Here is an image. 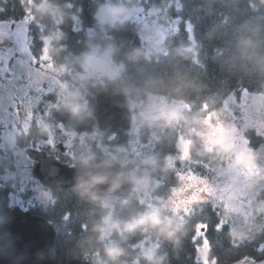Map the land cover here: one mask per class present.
<instances>
[{
  "label": "trees",
  "instance_id": "16d2710c",
  "mask_svg": "<svg viewBox=\"0 0 264 264\" xmlns=\"http://www.w3.org/2000/svg\"><path fill=\"white\" fill-rule=\"evenodd\" d=\"M106 2L0 0V9L7 10L8 15L27 19L35 37L34 52L38 60L47 52L48 62L59 81L67 85V91H81L88 101L85 106L72 99L58 103L43 121L38 120L40 113L37 112L31 122L19 127L14 142L20 149L46 150L79 172L99 158L119 164L132 162L136 165L134 175L151 178V183L144 188H153L152 196L167 197L178 184L175 180L178 173L195 171L198 176H206V168L219 160L220 150L206 152L194 137L189 161L171 166L166 159L179 152L177 144L184 121L166 126L163 120H141L136 113L134 126H138L139 138L136 153L129 147L133 140L131 131L128 134L116 128L100 130L93 114L96 97L81 87L87 54L93 47H99L100 51L112 50L114 63L122 65V69L115 79H107L105 83L122 88L127 101L138 104L149 96L161 97L187 105L183 114L201 119L222 111L231 98L239 106L242 96L237 100V94L241 89L264 96V0H182V3L181 0H111L113 4L123 2L129 7L158 10L169 19L182 16L192 21L193 37L190 34L177 37L173 33L164 41L162 50L150 57L138 32L139 26L133 20L114 25L99 23L96 12ZM47 126L56 128V134L62 131L76 134L66 153L42 146L48 138ZM3 131L0 125V176L15 169V158L2 143ZM154 132L155 139L151 140ZM253 141L260 143L255 137ZM37 184L42 186L36 179L31 183L16 177L0 179V225L12 210L13 200L22 209L45 218L56 230L49 251L56 264H67L73 259L102 264L107 260L104 247L108 241L101 242L96 231L101 218L112 212L114 218L127 220L149 210V204L141 203L134 192L126 198L113 196L116 201L107 207L79 187L68 190L42 186L49 194L38 198L32 191V186ZM255 202L261 208L260 212L252 213L257 231L241 238L235 236L233 226L219 210L213 214L207 204L200 203L188 213L178 215L156 208L161 218L171 217L180 224L171 239L157 238L152 230L114 231L109 239L124 249L121 261L126 264H147L139 248L144 240L156 244L155 251L166 257L164 264H205L199 258L205 243L199 239L197 225L209 224L208 264H238L243 257L256 255L252 251L255 243L264 242V186L255 193ZM67 213L71 214L70 218H66ZM180 217H183L182 223ZM217 217L227 225L221 232L214 230Z\"/></svg>",
  "mask_w": 264,
  "mask_h": 264
},
{
  "label": "rangeland",
  "instance_id": "374dc122",
  "mask_svg": "<svg viewBox=\"0 0 264 264\" xmlns=\"http://www.w3.org/2000/svg\"><path fill=\"white\" fill-rule=\"evenodd\" d=\"M117 5H121L123 8L120 22L133 20V22L138 24V32L145 43L147 56L150 57V55L161 51L166 38L174 33L179 17L176 20L173 18L169 19L167 16L160 14L158 10L145 9L143 6L129 7L123 2ZM97 14L98 11L96 12L97 20L101 25H104L105 23H102L101 19L105 17H98ZM25 20L27 21V19ZM189 34L193 37V33ZM10 38L8 28L0 25V48H4L6 51V46ZM47 56L48 54L45 52L42 58L38 60L40 66L32 65L26 83L20 82L18 73L16 76L10 78L5 77L4 73L7 71L6 61L3 67H0V125L4 130V142L2 143L5 149H8L15 158L14 171L5 173L3 176L1 175L0 179L8 180L16 177L20 178L24 183H31L35 180L32 173L35 162L27 156L26 149L17 148L14 142L16 134L20 132L19 127L21 125H27L37 114V112L33 113L35 97L33 96L29 102L24 104L19 115L12 116L11 126L9 127L8 123H6L9 119L7 109L9 105L17 102V97L23 96L30 90L38 88L51 89L52 95L46 102V105L42 107L44 113L41 114L39 112L40 114L37 115L40 121L48 119L50 110L56 107L58 103L60 104L72 99L78 104L85 106L86 102H88L83 92L75 90L67 91V85H63L59 81L52 64L48 62ZM121 69L122 65L114 63L110 48H105L100 51L99 47H93L87 54V62L84 65V72L81 75V87L87 92L86 85L91 80L103 83V87L109 86L106 85V80L115 79L120 74ZM52 98H56V102ZM240 101L238 106L234 98H231L225 104L222 111L220 110L218 113L211 114V123L214 125L219 123L223 126V131L227 137V146L223 150L217 149L221 153L219 160L216 163L214 161L212 167L206 168L204 180H201L198 175H196V178H193L191 175L192 172L188 171L183 173L184 180L178 182L175 186V191L171 190L167 197L152 196V186L150 187L151 189L144 187L136 188L132 182L130 194L134 192L138 199L144 203L153 205L155 208L173 211L174 208L179 207V212L185 213H188L193 206L200 204L196 202L197 200L209 198L212 200L213 205L220 211L224 220L233 226L235 236L241 238L242 236L254 234L258 227L254 222L252 213L254 211H261V208L255 202V193L259 188L264 186V152L254 151L249 148L243 142L242 136L244 130L252 127H255L257 131L264 132V96L245 94ZM127 105L133 117V124L131 125L133 140L129 146L133 153L139 151V138L137 137L138 126H134V119L137 116L136 113H138L141 120H157L153 119V117L159 115L161 109L171 110L184 106L182 109L184 112L187 107L183 103L176 101L170 102L156 96H149L144 102L142 101L138 104L127 101ZM25 112L29 114L28 117L25 116ZM237 112L239 115H237ZM209 116L203 117L201 120ZM50 128L52 126H47L48 138L43 140L42 146H48L52 149L51 151L56 150V144L59 141L63 142L69 148L73 140L77 137L76 134L65 131L56 134V128ZM182 129L179 144H177L179 149L178 154H176L177 156H171V159H166L167 163L171 166L177 162L185 163L189 161V153L186 151V141H192V138L195 137L199 141V144H201L202 149L205 148V141L202 139L201 134L208 131L206 124L185 123L182 124ZM154 139L155 132L151 136V140ZM127 162L125 161L120 164L125 165ZM209 169L211 171H208ZM32 189L38 198H44L49 194L47 193L48 191L44 190L42 186H38V184L33 185ZM113 196L106 195L100 201L105 206L111 207L116 201V198ZM11 205L13 207L17 206V200H13ZM110 213L112 215V212ZM155 246L156 244L152 242L146 243L144 240L139 245V248L141 249L140 251H152L155 250ZM207 249V245L204 244L201 250L202 255L199 257L201 262L205 264H208L209 261Z\"/></svg>",
  "mask_w": 264,
  "mask_h": 264
},
{
  "label": "water",
  "instance_id": "95a60500",
  "mask_svg": "<svg viewBox=\"0 0 264 264\" xmlns=\"http://www.w3.org/2000/svg\"><path fill=\"white\" fill-rule=\"evenodd\" d=\"M87 92L96 97L93 111L100 130L116 128L129 134L133 124L132 113L127 105L126 94L122 88L101 86L91 80ZM68 147L60 142L57 150L67 152ZM27 156L35 162L34 178L45 188L68 189L79 187L89 192L97 200L108 196L128 197L130 195L132 172L136 165H125L108 158L94 160L83 172L62 163L44 150L26 149ZM106 176L107 183L98 186L88 183L90 177ZM118 177L119 186L114 188ZM56 230L45 218L31 214L20 206L12 208L0 225V264H56L49 255L56 237ZM67 264H94L91 261L73 259Z\"/></svg>",
  "mask_w": 264,
  "mask_h": 264
},
{
  "label": "clouds",
  "instance_id": "9594fccd",
  "mask_svg": "<svg viewBox=\"0 0 264 264\" xmlns=\"http://www.w3.org/2000/svg\"><path fill=\"white\" fill-rule=\"evenodd\" d=\"M123 8L121 5L113 4L111 0H107V2L100 6L98 9V17H105L101 19L102 23H110L114 25L117 22H120V18L122 15ZM183 107L174 108L171 110L161 109L159 115L154 116L153 119L163 120L166 126H172L173 124H178L180 121H184L185 123H198V124H206L208 131L206 133H202V139L205 141L206 152H213L217 149L223 150L226 145V134L223 131V126L219 123L212 124L210 115L208 118L201 120L199 117L189 118L183 114ZM204 110H207V105L204 106ZM186 143V151L191 152L193 142L188 140ZM169 159H171L169 157ZM145 163H149V161H145ZM123 177H118L117 181L114 182V188L119 186V181H121ZM131 182L136 188L147 187L151 183V178L148 176H136L131 175ZM88 183H92L95 186H98L102 183H107L108 178L106 176H95L90 177ZM143 203V201H141ZM147 211L143 213H139L138 215L127 219L120 220L114 218L111 213L101 218L99 225L96 227V231L99 232V240L101 242L108 241L104 247V255L107 257V260L102 262V264H126L125 261H121V257L125 255V251L120 245L114 241L109 239L114 231L116 232H133L136 230H140L142 232H146L152 230L157 238L163 237L165 239H171L175 232L179 229L180 224L176 223V221L171 217H163L158 213V210L153 206L149 205ZM174 213L178 215L179 207L173 209ZM180 222H183V217H180ZM201 224L197 225V230H199ZM141 257L147 262V264H164V260L166 257L164 255H160L157 251L152 250H143L141 253ZM215 264V262H214Z\"/></svg>",
  "mask_w": 264,
  "mask_h": 264
},
{
  "label": "snow or ice",
  "instance_id": "6c2138e0",
  "mask_svg": "<svg viewBox=\"0 0 264 264\" xmlns=\"http://www.w3.org/2000/svg\"><path fill=\"white\" fill-rule=\"evenodd\" d=\"M13 11H15L14 8ZM25 15L27 14L25 13ZM173 19L176 20L177 17H174ZM0 25H4L5 27L8 28L11 37L6 46L7 50L5 51L4 48H0V67H3L6 61L7 71H5L4 73L5 77L10 78L16 76L18 73L20 82L26 83L32 65L35 64L37 66H40L38 58L36 57L34 52L35 37L31 33V26L24 19V17H16L14 15H8L7 10L4 9H0ZM193 32H194V28L192 21L187 20L182 16H180L176 28L174 30V34L177 37H181V36L187 37L189 33H193ZM13 65H15V67H13ZM248 93H249L248 89H241L240 92L237 94V100H239V97ZM51 95H52V91L50 88L49 89L38 88L35 90H30L29 92L25 93L23 96L17 97V102L9 105V108L7 109L9 119L8 121H6V123H8L10 127L12 116L19 115L21 108L24 106L26 102H29L33 96L35 97L33 113L41 112L42 114V107L46 105V102L51 97ZM25 116L28 117L29 114L25 112ZM253 137H255L256 140L260 141V143L254 144ZM242 139L243 142L248 147L253 148L254 151L264 152V132L257 131L255 127L248 128L244 130ZM199 167H203V165H200ZM208 171L211 170L209 169ZM191 175L193 178H196L195 171H193ZM199 178L201 180H204L203 175H201ZM175 180L177 182L183 181L184 174L178 173L175 176ZM171 190L175 191V186H173ZM196 202L201 204H207L209 209L212 210L213 214H215L218 211V209L214 208L213 202L209 198H201ZM70 216H71L70 213L66 214V218H70ZM82 227L86 228V226H82ZM209 227H210L209 224L202 223L200 225L199 239L203 241L205 244H207L209 249H211V241H209L208 239ZM226 227L227 225L225 224V222L219 217H217L214 230L216 232H221ZM252 251L256 255H248L243 257L242 260L239 262V264H245V262H247V264H264V242L255 243Z\"/></svg>",
  "mask_w": 264,
  "mask_h": 264
},
{
  "label": "flooded vegetation",
  "instance_id": "af4514ba",
  "mask_svg": "<svg viewBox=\"0 0 264 264\" xmlns=\"http://www.w3.org/2000/svg\"><path fill=\"white\" fill-rule=\"evenodd\" d=\"M100 84H101V86L103 85V83H100ZM105 87H106V86H105ZM105 87H104V88H105ZM95 99H96V98H95ZM60 142H61V141H59L58 143H60ZM58 143H57V144H58ZM57 144H56V150H55V151H59V150H57ZM53 156H54V155H53ZM99 159H101V158H99ZM94 160H97V159H94ZM92 162H93V161H92ZM90 164H91V163H90ZM90 164H89V165H90ZM80 189H81V188H80ZM86 192H87V191H86ZM88 193H89V192H88ZM89 194H90V193H89Z\"/></svg>",
  "mask_w": 264,
  "mask_h": 264
}]
</instances>
